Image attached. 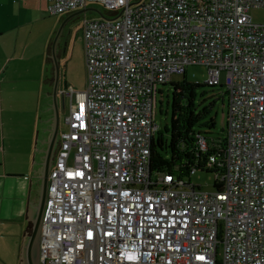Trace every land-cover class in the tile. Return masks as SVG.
<instances>
[{
  "label": "built area",
  "instance_id": "built-area-1",
  "mask_svg": "<svg viewBox=\"0 0 264 264\" xmlns=\"http://www.w3.org/2000/svg\"><path fill=\"white\" fill-rule=\"evenodd\" d=\"M84 18L85 88H66L67 128L49 172L41 264H264V0H49ZM191 65L228 92L213 191L150 157L159 87ZM225 72V81L221 74ZM199 146L206 148L205 139Z\"/></svg>",
  "mask_w": 264,
  "mask_h": 264
},
{
  "label": "crops",
  "instance_id": "crops-1",
  "mask_svg": "<svg viewBox=\"0 0 264 264\" xmlns=\"http://www.w3.org/2000/svg\"><path fill=\"white\" fill-rule=\"evenodd\" d=\"M48 8L49 0H0V264L27 260L29 225L41 197L43 144L51 138L54 123L50 92L55 76L50 74L55 72L56 38L58 62L63 54L70 60L78 54L75 43L70 52L68 25L80 9L53 14ZM49 15L51 23L46 22ZM37 115L44 130L33 155Z\"/></svg>",
  "mask_w": 264,
  "mask_h": 264
},
{
  "label": "trees",
  "instance_id": "trees-1",
  "mask_svg": "<svg viewBox=\"0 0 264 264\" xmlns=\"http://www.w3.org/2000/svg\"><path fill=\"white\" fill-rule=\"evenodd\" d=\"M103 13L107 17L117 14L107 10ZM186 74L187 72L183 74L182 80L170 79L158 89L155 105H162L164 97L167 98V105L171 110L170 124L165 127V132L159 130L153 137L150 169L153 174L173 172L181 177H187L191 169L212 173L216 175L214 188H218L222 185L217 181L220 170L216 165L210 164V157L220 158L225 150L226 122L223 121L221 132H217L218 112L215 108L219 103L223 110L226 108L228 92L224 84L191 82ZM165 85L171 86V92H166V96L163 88ZM158 96L161 97L160 100ZM224 117L225 114L223 119ZM200 138L205 139L206 148L199 146ZM31 231L32 223L29 225V232Z\"/></svg>",
  "mask_w": 264,
  "mask_h": 264
},
{
  "label": "rangeland",
  "instance_id": "rangeland-1",
  "mask_svg": "<svg viewBox=\"0 0 264 264\" xmlns=\"http://www.w3.org/2000/svg\"><path fill=\"white\" fill-rule=\"evenodd\" d=\"M87 7H96L100 9L101 11L105 12L106 8L97 2H91ZM250 14L253 17L255 21H263L264 20V8H253L250 10ZM100 16L94 11H88L87 13L84 12V14H80L77 17L73 18L69 26V34H71V42L73 43L72 48L70 49L71 54L73 53V48L75 47V44L77 45L76 51L78 54L73 60H70L68 56L66 57L64 54L62 55V58L60 60V83H59V94L57 95V104H58V120L60 125V132L65 130L67 128V117L70 113V99H66L62 95V89L65 88V80L67 81V88H72L75 90H81L85 88V81H86V72H85V56L82 54V50L84 49V35H83V20L84 18H95ZM56 17V16H54ZM53 21V17L49 15V19H47L46 22L51 23ZM62 23V22H61ZM62 25V24H61ZM61 25L58 29L61 28ZM75 43V44H74ZM85 52V50H83ZM85 55V53H84ZM55 61V60H54ZM55 64V62L53 63ZM54 68V66H53ZM54 70V69H53ZM55 72H51L50 75L53 77L55 76ZM187 79L191 82H201L205 83V81L208 80L209 73L208 68L204 65H191L187 69ZM183 79V74H175L172 76V81H180ZM221 80L225 81V72H222L221 74ZM164 93L166 96V92H171V86L165 85L163 86ZM50 90V88H49ZM53 91V86H51V95ZM160 96H158V100H160ZM228 101L226 100V108L223 110V107L218 104L216 111L218 112V124L216 127L217 132H221V128L223 127V121H226V118L223 119V114H227L228 107H227ZM155 118L156 123L159 126V130L165 132V127L170 124V108L167 105V98L164 97V102L162 105L158 103L155 110ZM44 113V112H43ZM46 115V113H44ZM40 117V115H39ZM37 115V120H38ZM44 117V116H43ZM53 118V110H51V120ZM53 122V121H52ZM39 127L33 132L32 134V140H33V155L38 152L37 150V142L40 140V135L43 133L44 128L42 127L40 118H39ZM41 128V130H40ZM41 131V132H40ZM52 134V130L50 132ZM166 137L169 136V134L165 133ZM49 142V140H48ZM59 139H57L56 147H58ZM45 146L44 149L48 147V143L43 144ZM192 182L197 184H200L203 190L206 191H213L215 190V180L216 175L212 173H205L201 171H197L194 175H192L191 178ZM41 198V197H40Z\"/></svg>",
  "mask_w": 264,
  "mask_h": 264
},
{
  "label": "water",
  "instance_id": "water-1",
  "mask_svg": "<svg viewBox=\"0 0 264 264\" xmlns=\"http://www.w3.org/2000/svg\"><path fill=\"white\" fill-rule=\"evenodd\" d=\"M88 11H94L97 14H99L101 17L108 18L107 16L104 15L103 11H101L100 9L96 7L82 8L76 12V15L84 14V12L87 13ZM56 40L54 42V47H53V56L55 60L54 70L56 74L53 91H52L53 108H54V123H53L51 138L49 139L48 147L45 153L46 157H45V162L43 166L44 169H43V176H42L41 198H40L39 206H37L38 207L37 212H35L33 225H32V231L29 236L27 258H26L27 260L25 264H37L36 251L38 248L37 245L39 244V239L41 237L40 232H41L42 219H43V215H44V211H45V207H46L47 199H48L47 191H48V183H49L50 166L52 163V159L54 157L56 142L60 134L59 120L56 115L58 114V104L56 101H57V95L59 94V83H60V62H58L59 58L57 56V41Z\"/></svg>",
  "mask_w": 264,
  "mask_h": 264
},
{
  "label": "flooded vegetation",
  "instance_id": "flooded-vegetation-1",
  "mask_svg": "<svg viewBox=\"0 0 264 264\" xmlns=\"http://www.w3.org/2000/svg\"><path fill=\"white\" fill-rule=\"evenodd\" d=\"M54 80H55V77H54ZM56 149H57V147H55V152H54V157H53V159H52V163H51V166H50V169H51V167H52V164H53V162H54V159H55V153H56ZM32 225H33V223H32ZM40 239H41V237H40ZM40 239H39V244L37 245L38 246V248H37V251H36V255H37V264H40L41 262H40ZM39 249V250H38Z\"/></svg>",
  "mask_w": 264,
  "mask_h": 264
}]
</instances>
